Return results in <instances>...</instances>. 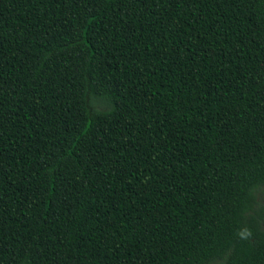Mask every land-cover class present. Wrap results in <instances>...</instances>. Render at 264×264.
I'll return each instance as SVG.
<instances>
[{
    "label": "trees",
    "instance_id": "obj_1",
    "mask_svg": "<svg viewBox=\"0 0 264 264\" xmlns=\"http://www.w3.org/2000/svg\"><path fill=\"white\" fill-rule=\"evenodd\" d=\"M0 264H264V0H0Z\"/></svg>",
    "mask_w": 264,
    "mask_h": 264
}]
</instances>
